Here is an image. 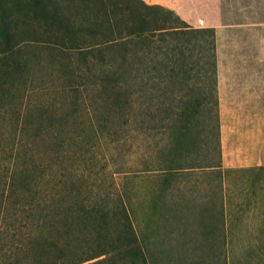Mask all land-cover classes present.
<instances>
[{"label":"trees","instance_id":"16d2710c","mask_svg":"<svg viewBox=\"0 0 264 264\" xmlns=\"http://www.w3.org/2000/svg\"><path fill=\"white\" fill-rule=\"evenodd\" d=\"M108 1L112 5L117 3ZM26 7L41 20L40 39L67 58L72 91L99 80L106 114L114 113L124 124L132 117L136 103L141 124L149 119L164 121L161 126L170 140L180 143L189 131L190 120L200 108L208 110L209 101L219 161L212 28L190 27L168 8L130 0L115 8L123 14L122 28L114 27L116 18L110 13L114 9L104 11L103 39L80 43L82 31L88 36L95 34V15L93 21L76 28L60 13H49L42 0H26ZM112 32L117 36L111 37ZM13 36L12 22L4 21V27L0 25V37L4 40L0 113L2 104L10 107L16 99L9 90L18 74L9 73L18 67L13 59L14 44L10 42ZM194 49L198 56L192 62ZM114 51L117 56L107 57ZM193 64L199 65L197 74L202 83L209 80V89H203L199 98L188 89L185 91ZM147 68L151 72L148 76L144 75ZM28 116L37 126L36 135L41 133L43 123L49 129L54 118L67 117L44 106ZM44 164L31 156L25 162L22 157L0 179V264H147L120 198L111 203L90 200L83 171L56 174L50 163Z\"/></svg>","mask_w":264,"mask_h":264},{"label":"rangeland","instance_id":"374dc122","mask_svg":"<svg viewBox=\"0 0 264 264\" xmlns=\"http://www.w3.org/2000/svg\"><path fill=\"white\" fill-rule=\"evenodd\" d=\"M42 1L49 13H60L76 28L93 21L95 15V34L88 36L82 31L83 38L79 41L89 43L103 39L104 11L109 13L114 9L110 11L116 18L114 27H123V14L115 8L130 0H115L116 5L108 0ZM4 21L13 24L14 36L10 42L14 44L13 59L18 63L9 73L18 74L9 87L16 99L10 107L5 104L1 107L0 179L22 157L27 162L30 156L40 164L50 163L56 174L83 171L90 200L121 199L147 264H161L162 232L182 227L183 216L198 213L205 200L210 199L219 217L223 214L225 199L238 212L236 209L244 197L261 193L256 183L248 186L240 175L219 168L214 113L209 101L208 110L200 108L190 120L189 131L180 143L170 140L161 126L164 121L149 119L141 124L136 103L132 117L124 124L114 113L106 114L99 80L94 85H79V91H72L67 58L40 39L43 25L26 7V0H0L3 27ZM203 24L196 21L188 25L197 28L204 27ZM115 36L112 32L111 37ZM193 52L189 58L192 62L198 56L195 49ZM117 54L114 51L107 57ZM0 57H3L0 73H4L1 37ZM73 59L74 56L69 62L73 63ZM193 65L185 91L188 89L199 98L203 89H209V80L203 84L197 74L199 65ZM150 73L147 68L144 75ZM40 106L67 117L54 118L49 129L43 123L41 133L36 135L34 127L37 126L28 115L32 116ZM194 199L198 200L194 202L196 211L192 206Z\"/></svg>","mask_w":264,"mask_h":264},{"label":"crops","instance_id":"0c3cea01","mask_svg":"<svg viewBox=\"0 0 264 264\" xmlns=\"http://www.w3.org/2000/svg\"><path fill=\"white\" fill-rule=\"evenodd\" d=\"M142 1L212 28L219 168L261 191L238 212L225 199L218 217L208 199L186 213L182 227L161 234V264H264V0Z\"/></svg>","mask_w":264,"mask_h":264}]
</instances>
